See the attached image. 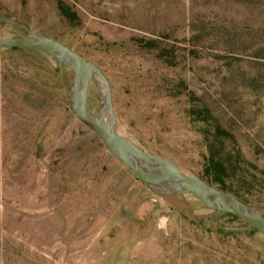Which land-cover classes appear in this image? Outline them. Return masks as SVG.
<instances>
[{"label": "rangeland", "instance_id": "rangeland-1", "mask_svg": "<svg viewBox=\"0 0 264 264\" xmlns=\"http://www.w3.org/2000/svg\"><path fill=\"white\" fill-rule=\"evenodd\" d=\"M0 18L22 24L0 21V36L30 29L98 65L118 132L210 180L195 94L233 133L218 149L264 216V0H0ZM71 79L51 56L0 48V264H264L248 223L157 194L110 154L70 108ZM87 106H102L94 81Z\"/></svg>", "mask_w": 264, "mask_h": 264}, {"label": "water", "instance_id": "water-1", "mask_svg": "<svg viewBox=\"0 0 264 264\" xmlns=\"http://www.w3.org/2000/svg\"><path fill=\"white\" fill-rule=\"evenodd\" d=\"M0 21L22 25L9 19L0 18ZM0 48L34 49L51 56L60 72L64 66L70 68L71 84L65 85L70 108L79 119L91 125L109 153L132 170L141 183L157 194L190 193L211 210V214H231L264 236V216L255 207L199 176L182 173L174 162L142 149L118 132L111 86L98 65L59 40L30 29L19 36H0ZM91 81L97 84L102 102L98 115L87 106Z\"/></svg>", "mask_w": 264, "mask_h": 264}, {"label": "trees", "instance_id": "trees-1", "mask_svg": "<svg viewBox=\"0 0 264 264\" xmlns=\"http://www.w3.org/2000/svg\"><path fill=\"white\" fill-rule=\"evenodd\" d=\"M59 8L62 14L68 19L72 20L75 18L76 14L71 11L69 7L60 4ZM139 42L142 43L143 41L140 40ZM150 44V46H154V43ZM190 100L191 107L189 109V114L191 119L195 122H203L206 124L203 132L207 140L208 157L204 172L205 174L209 175L210 180L201 176L199 177L203 178L207 183L229 191L243 201L247 202V200L242 196L241 191L235 189L232 184L233 179L237 174L234 162L232 159L224 156L218 149L217 145V143L223 139L233 141V133L221 126L212 110L206 104L202 103L199 97H197L195 94H191Z\"/></svg>", "mask_w": 264, "mask_h": 264}]
</instances>
